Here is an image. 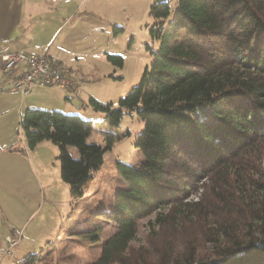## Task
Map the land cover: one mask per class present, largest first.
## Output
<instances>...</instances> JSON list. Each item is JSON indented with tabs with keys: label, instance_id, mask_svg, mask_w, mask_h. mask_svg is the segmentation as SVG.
<instances>
[{
	"label": "trees",
	"instance_id": "1",
	"mask_svg": "<svg viewBox=\"0 0 264 264\" xmlns=\"http://www.w3.org/2000/svg\"><path fill=\"white\" fill-rule=\"evenodd\" d=\"M172 1L150 7L160 46L140 83L117 107L94 97L84 104L112 126L133 112L145 122L140 162H117L121 187L105 210L113 231L86 264H264V0ZM107 59L124 65L121 55ZM20 128L30 148L58 146L75 199L122 137L90 143L91 120L38 108ZM145 221L154 234L137 247ZM49 245L20 264H55Z\"/></svg>",
	"mask_w": 264,
	"mask_h": 264
},
{
	"label": "rangeland",
	"instance_id": "2",
	"mask_svg": "<svg viewBox=\"0 0 264 264\" xmlns=\"http://www.w3.org/2000/svg\"><path fill=\"white\" fill-rule=\"evenodd\" d=\"M35 1L30 10L42 18L34 23L33 37L43 41L49 35L44 20L57 15L63 20L59 39L65 38L80 58L82 74L74 75L80 88L69 92L80 109L57 111L91 120L90 143L106 147L110 134L122 137L106 150L102 168L84 196L73 198L69 184L61 177L58 146L47 140L34 148L25 143L20 123L27 109L36 108L27 101L32 90L22 98L3 73L10 86L7 94L0 91V264H20L28 255L48 249L50 242L54 243L49 247L55 264L65 255L72 256L76 264H86L100 256L103 243L113 231L105 210L112 208L121 187L117 162H140L142 154L135 142L145 122L133 112L126 113L119 126L110 125L104 113L91 107L82 109V90L86 88L98 101L117 107L119 99L140 83L154 59L152 50L160 46L150 34V7L156 0ZM172 2L176 8V1ZM108 54L123 56L124 65L112 64ZM56 91V87H40L38 94ZM41 105L38 109L54 110ZM71 150L77 154L75 148ZM151 231V224L145 221L134 245L147 244L149 235L154 234ZM97 234L100 238L95 239ZM8 236L20 238L10 251Z\"/></svg>",
	"mask_w": 264,
	"mask_h": 264
},
{
	"label": "crops",
	"instance_id": "3",
	"mask_svg": "<svg viewBox=\"0 0 264 264\" xmlns=\"http://www.w3.org/2000/svg\"><path fill=\"white\" fill-rule=\"evenodd\" d=\"M35 3V0H0V53L26 51L35 54H47L68 66L73 77L77 73L82 74L78 52L67 44L65 38L59 39L62 32L60 29L63 26L61 17L51 15L44 20L43 26L49 31V35L43 41H39L33 37L32 30L35 25L34 23L37 22V18H42L35 17L30 10ZM57 40L59 41L57 42ZM10 79L12 80V78ZM9 82L3 76L0 63V91L7 94V91H9L8 87L10 86ZM80 84V82H77V87L71 90H66L55 85H48L52 88L56 87L58 91L41 94H38L39 88L47 86L34 84L27 101L30 107L42 108L40 107L42 106L41 104H46L51 110H78L80 107L76 105L75 99L69 92L77 91L80 88ZM14 90L19 93L15 88ZM82 91H84V95L82 97L81 107L82 109H88L87 105L84 106L87 101L86 98L93 96L86 88ZM2 112L0 111V115ZM86 113H89L88 110H86ZM14 237L18 238L17 236Z\"/></svg>",
	"mask_w": 264,
	"mask_h": 264
},
{
	"label": "built area",
	"instance_id": "4",
	"mask_svg": "<svg viewBox=\"0 0 264 264\" xmlns=\"http://www.w3.org/2000/svg\"><path fill=\"white\" fill-rule=\"evenodd\" d=\"M0 63L5 76L12 78L14 88L22 97L31 92L34 84L59 86L66 90L75 89L77 81L70 69L47 54H35L26 51L0 53ZM20 239L8 236V251L14 248Z\"/></svg>",
	"mask_w": 264,
	"mask_h": 264
}]
</instances>
